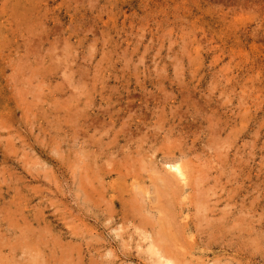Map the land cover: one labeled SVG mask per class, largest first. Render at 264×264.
Masks as SVG:
<instances>
[{"label":"rangeland","instance_id":"374dc122","mask_svg":"<svg viewBox=\"0 0 264 264\" xmlns=\"http://www.w3.org/2000/svg\"><path fill=\"white\" fill-rule=\"evenodd\" d=\"M169 263L264 264V0H0V264Z\"/></svg>","mask_w":264,"mask_h":264},{"label":"bare ground","instance_id":"6f19581e","mask_svg":"<svg viewBox=\"0 0 264 264\" xmlns=\"http://www.w3.org/2000/svg\"><path fill=\"white\" fill-rule=\"evenodd\" d=\"M165 119H166V118H165ZM128 121H129V120H128ZM145 125H146V124H145ZM139 130H140V129H139ZM158 132H159V131H158ZM220 133H221V132H220ZM217 134H218V133H217ZM151 135H152V134H151ZM154 135H155V134H154ZM162 137H163V136H162ZM127 139H128V137H127ZM156 139H157V138H156ZM163 140H164V139H163ZM218 140H219V139H218ZM226 141H227V140H226ZM144 142H145V141H144ZM129 143H130V142H129ZM158 143H159V142H158ZM222 143H223V142H222ZM213 144H214V143H213ZM126 146H127V145H126ZM135 147H136V146H135ZM139 147H140V146H139ZM149 147H150V146H149ZM223 147H224V146H223ZM122 148H123V147H122ZM118 151H119V150H118ZM139 152H140V151H139ZM93 153H94V152H93ZM128 153H129V152H128ZM165 154H166V152H165ZM181 154H182V153H181ZM135 155H136V154H135ZM128 156H129V155H128ZM131 156H132V155H131ZM100 157H101V156H100ZM165 158H166V157H165ZM227 158H228V157H227ZM106 160H107V159H106ZM111 160H112V159H111ZM216 160H217V159H216ZM169 161H170V160H169ZM96 162H97V161H96ZM212 163H213V162H212ZM109 164H110V163H109ZM107 165H108V164H107ZM143 165H144V164H143ZM170 165H171V164H170ZM174 165H175V164H174ZM179 165H180V164H179ZM213 165H214V164H213ZM108 166H109V165H108ZM166 167H167V166H166ZM169 167H170V169L174 170L175 172H177V173H181V168H180V166H176V165H175V166H169ZM169 167H168V168H169ZM157 168H158V167H157ZM153 169H154V171H156L155 168H153ZM153 169H151V170H153ZM220 169H221V168H220ZM172 170H171V171H172ZM183 170L185 171L186 169H183ZM183 170H182V171H183ZM205 170H207V169H205ZM141 171H142V170H141ZM174 171H173V172H174ZM186 171H187V170H186ZM157 172H158V171H157ZM175 172H174V174H176ZM165 173H167V172H165ZM170 173H172V172H170ZM183 173H184V172H183ZM155 174H157V173H155ZM204 174H205V173H204ZM218 174H219V173H218ZM159 175H161V174H159ZM162 175H163L164 177H166L168 174H166V176H165V174L162 173ZM183 175H184V174H183ZM198 175H199V174H198ZM170 176H171V175H170ZM175 176H176V175H175ZM159 177H160V176H159ZM171 177H172V176H171ZM185 177H187V176H185ZM160 178H161V177H160ZM176 179H177V177L174 178V180L177 182L178 180H176ZM178 179H180V178H178ZM186 179H188V178H186ZM186 179H184V180H186ZM159 180H160V181H163V183H164V187L167 188L166 190H169V191H172V192H173V190H174L175 188L173 189V188H172L173 186H172V187H171L172 190H170V186H171L172 183L170 184V181H169V180L164 179V178H163V179H159ZM170 180H172V179H170ZM188 180H189V179H188ZM157 181H158V179H157ZM179 182H181V181H179ZM179 182H178V183H179ZM157 183H159V182H157ZM189 183H190V182H189ZM160 184H161V182H160ZM181 184H182V182H181ZM181 184H180V185H181ZM157 185H159V184H157ZM161 185H163V184H161ZM161 185H160V186H161ZM176 185H177V184H176ZM192 185H193V184H192ZM195 185H196V184H195ZM197 185H198V184H197ZM177 186H179V185H177ZM186 186L189 187L188 184H187ZM162 187H163V186H162ZM175 187H176V186H175ZM211 187H212V186H211ZM176 188H177V187H176ZM178 188H179V187H178ZM178 188H177V189H178ZM161 189H162V188H161ZM163 189H164V188H163ZM182 189H183V188H182ZM208 189H209V188H208ZM175 190H176V189H175ZM162 191H163V190H162ZM179 191H180V189H179ZM158 192H160V191H158ZM163 192H165V191H163ZM226 192H227V191H226ZM166 193H167V192H166ZM168 193H169V192H168ZM168 193H167V194H168ZM114 194H115V193H114ZM171 194H172V193H171ZM137 195H138V194H137ZM139 196H140V195H139ZM170 196H172V195H170ZM170 196H169V197H170ZM111 197H112V195H111ZM113 197H114V195H113ZM160 197H161V196H160ZM162 197H163V196H162ZM162 197H161L160 199H162ZM164 197H165V195H164ZM169 197H168V198H169ZM173 197H175V196H173ZM173 197H172V198H173ZM114 198H115V197H114ZM166 198H167V196H166ZM168 198H167V199H168ZM143 199H144V198H143ZM160 199H159V200H160ZM179 199H180V198H179ZM179 199H178V200H179ZM181 199H182V198H181ZM168 200H169V201L171 200L172 202H175V201H173V200L171 199V197H170V199H168ZM168 200H166V201H168ZM174 200H175V199H174ZM171 201H170V202H171ZM172 202H171V203H166V205H167V204H172ZM214 202H215V201H214ZM142 203H143V200H142ZM144 203H145V202H144ZM178 204H179V203H178ZM180 204H181V202H180ZM204 204H205V203H204ZM217 204H218V203H217ZM143 205H144V204H143ZM174 205H176V204L174 203ZM179 206H181V205H179ZM183 206H184V204H183ZM197 206H198V205H197ZM199 206H200V205H199ZM199 206H198V207H199ZM184 207H185V206H184ZM167 208H168V207H167ZM180 208H182V207H180ZM200 208H201V207H200ZM165 209H166V208H165ZM196 209H197V208H196ZM197 210L199 211V209H197ZM174 212H175V211H174ZM181 212H182V211H181ZM186 212H188V211H186ZM196 212H197V211H196ZM202 212H203V211H202ZM146 214H147V213H146ZM149 214H150V213H149ZM178 214H179V212L177 213V215H178ZM181 214H183V213H181ZM174 216H175V215H174ZM187 216H188V213H187ZM167 217H169V216H167ZM171 217H172V216H171ZM163 218H164V217H163ZM169 219H170V221H171V218H169ZM179 219H180V218H179ZM185 219H187V217H186ZM203 219H204V218H203ZM174 220H176V218H175ZM184 221H186V220H183L182 223H184ZM187 222H188V219H187ZM188 223H189V222H188ZM168 226H169V225H168ZM175 229H177V228H175ZM186 229H187V228H186ZM196 230H197V229H196ZM168 231H169V230H168ZM165 232H166V230H165ZM173 232H174V231H173ZM177 233H178V232H177ZM161 234H163V233H161ZM179 234H181V233H179ZM179 234H178V235H179ZM195 235H196V234H195ZM210 235H211V234H210ZM145 238H146V237H145ZM162 238H163V237H162ZM174 241H175V240H174ZM174 241H173V242H174ZM173 246H174V245H173ZM148 248H149V247H148ZM154 248H155V247H154ZM149 249H150V248H149ZM161 261H162V260H161ZM168 261H169V260H168ZM169 264H170V263H169Z\"/></svg>","mask_w":264,"mask_h":264}]
</instances>
